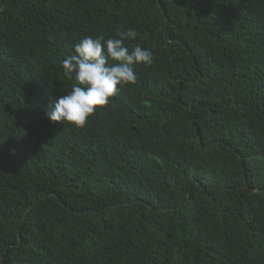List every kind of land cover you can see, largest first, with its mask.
I'll use <instances>...</instances> for the list:
<instances>
[{"label":"trees","instance_id":"16d2710c","mask_svg":"<svg viewBox=\"0 0 264 264\" xmlns=\"http://www.w3.org/2000/svg\"><path fill=\"white\" fill-rule=\"evenodd\" d=\"M130 29L139 82L50 121ZM0 264H264V0H0Z\"/></svg>","mask_w":264,"mask_h":264},{"label":"clouds","instance_id":"9594fccd","mask_svg":"<svg viewBox=\"0 0 264 264\" xmlns=\"http://www.w3.org/2000/svg\"><path fill=\"white\" fill-rule=\"evenodd\" d=\"M137 36L130 29L119 31L107 41L104 36L84 37L76 45L77 54L63 62L65 76H74L77 83L71 92L54 102V110L47 113L50 121L84 128L99 109L119 94V86L137 84L139 77L134 66L151 65L154 61L152 52L141 45L131 51L125 46V40H135Z\"/></svg>","mask_w":264,"mask_h":264},{"label":"water","instance_id":"95a60500","mask_svg":"<svg viewBox=\"0 0 264 264\" xmlns=\"http://www.w3.org/2000/svg\"><path fill=\"white\" fill-rule=\"evenodd\" d=\"M252 191H255L254 189Z\"/></svg>","mask_w":264,"mask_h":264}]
</instances>
